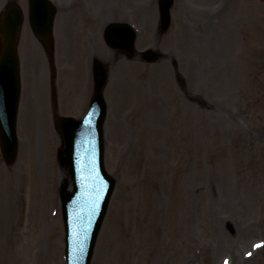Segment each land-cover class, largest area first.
<instances>
[{
    "label": "rangeland",
    "instance_id": "rangeland-1",
    "mask_svg": "<svg viewBox=\"0 0 264 264\" xmlns=\"http://www.w3.org/2000/svg\"><path fill=\"white\" fill-rule=\"evenodd\" d=\"M17 1L20 154L8 166L0 151V264H66L52 70ZM125 15L154 63L103 43ZM172 16L162 30L158 0H79L57 15L61 115L86 108L94 58L110 68L105 162L116 186L93 264H264V0H176Z\"/></svg>",
    "mask_w": 264,
    "mask_h": 264
},
{
    "label": "water",
    "instance_id": "water-1",
    "mask_svg": "<svg viewBox=\"0 0 264 264\" xmlns=\"http://www.w3.org/2000/svg\"><path fill=\"white\" fill-rule=\"evenodd\" d=\"M173 3L174 0H160L165 19L170 16ZM28 9L34 33L46 46L52 47L55 7L49 0H28ZM23 19L22 10L15 3L9 4L0 17V143L8 164L15 162L18 152L17 116L21 77L17 44ZM120 26L114 25L108 29L109 43L116 49L132 50L135 34L129 26ZM145 56L151 62L158 58L152 51ZM94 71L95 95L84 119L62 118L58 121L64 140L58 158L73 181V191H69L68 181L61 188L68 264H91L114 190V181L104 166L103 127L107 105L103 90L108 74L99 61L95 62Z\"/></svg>",
    "mask_w": 264,
    "mask_h": 264
},
{
    "label": "flooded vegetation",
    "instance_id": "flooded-vegetation-1",
    "mask_svg": "<svg viewBox=\"0 0 264 264\" xmlns=\"http://www.w3.org/2000/svg\"><path fill=\"white\" fill-rule=\"evenodd\" d=\"M71 7H72V5H71V4L67 5V6H66V10H70V9H71Z\"/></svg>",
    "mask_w": 264,
    "mask_h": 264
},
{
    "label": "bare ground",
    "instance_id": "bare-ground-1",
    "mask_svg": "<svg viewBox=\"0 0 264 264\" xmlns=\"http://www.w3.org/2000/svg\"><path fill=\"white\" fill-rule=\"evenodd\" d=\"M64 178H66V177H64Z\"/></svg>",
    "mask_w": 264,
    "mask_h": 264
}]
</instances>
